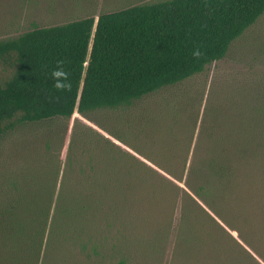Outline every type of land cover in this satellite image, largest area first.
Wrapping results in <instances>:
<instances>
[{
  "label": "rangeland",
  "instance_id": "rangeland-1",
  "mask_svg": "<svg viewBox=\"0 0 264 264\" xmlns=\"http://www.w3.org/2000/svg\"><path fill=\"white\" fill-rule=\"evenodd\" d=\"M155 1L0 0V38ZM14 68L0 61V84ZM213 159L234 174L210 176ZM34 195H53L39 264H264V13L224 57L129 105L13 120L0 209Z\"/></svg>",
  "mask_w": 264,
  "mask_h": 264
},
{
  "label": "trees",
  "instance_id": "trees-1",
  "mask_svg": "<svg viewBox=\"0 0 264 264\" xmlns=\"http://www.w3.org/2000/svg\"><path fill=\"white\" fill-rule=\"evenodd\" d=\"M263 13L264 0H159L0 38V61L15 66L0 84V133L13 120L87 115L184 80L224 57ZM218 162L210 176L234 174ZM52 199L15 198L0 209V264L40 263Z\"/></svg>",
  "mask_w": 264,
  "mask_h": 264
},
{
  "label": "clouds",
  "instance_id": "clouds-1",
  "mask_svg": "<svg viewBox=\"0 0 264 264\" xmlns=\"http://www.w3.org/2000/svg\"><path fill=\"white\" fill-rule=\"evenodd\" d=\"M54 76H62V75H65L63 72L61 71H56L53 73ZM57 88H61V87H64L65 85L63 83H61L60 81H57L56 82V85H55Z\"/></svg>",
  "mask_w": 264,
  "mask_h": 264
},
{
  "label": "water",
  "instance_id": "water-1",
  "mask_svg": "<svg viewBox=\"0 0 264 264\" xmlns=\"http://www.w3.org/2000/svg\"><path fill=\"white\" fill-rule=\"evenodd\" d=\"M97 20H98V18H97Z\"/></svg>",
  "mask_w": 264,
  "mask_h": 264
}]
</instances>
